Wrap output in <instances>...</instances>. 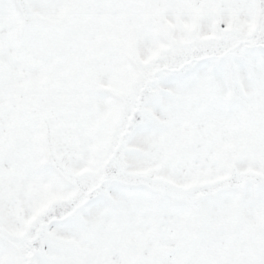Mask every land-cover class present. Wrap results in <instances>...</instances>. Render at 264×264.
<instances>
[{"label": "snow or ice", "instance_id": "obj_1", "mask_svg": "<svg viewBox=\"0 0 264 264\" xmlns=\"http://www.w3.org/2000/svg\"><path fill=\"white\" fill-rule=\"evenodd\" d=\"M0 264H264V0H0Z\"/></svg>", "mask_w": 264, "mask_h": 264}]
</instances>
